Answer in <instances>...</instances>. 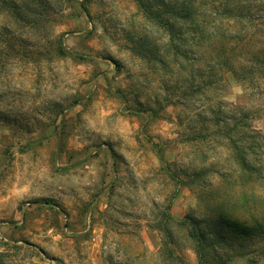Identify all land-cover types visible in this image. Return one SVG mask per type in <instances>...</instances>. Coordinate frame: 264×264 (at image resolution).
Here are the masks:
<instances>
[{"label": "rangeland", "instance_id": "rangeland-1", "mask_svg": "<svg viewBox=\"0 0 264 264\" xmlns=\"http://www.w3.org/2000/svg\"><path fill=\"white\" fill-rule=\"evenodd\" d=\"M183 1L202 43L173 0H0V264H202L190 219L262 208L264 0Z\"/></svg>", "mask_w": 264, "mask_h": 264}, {"label": "trees", "instance_id": "trees-1", "mask_svg": "<svg viewBox=\"0 0 264 264\" xmlns=\"http://www.w3.org/2000/svg\"><path fill=\"white\" fill-rule=\"evenodd\" d=\"M189 2L183 0H173L170 6V12L175 15V17L187 18L190 19L191 23V31L192 34L197 35L195 43H202L204 40L203 32L197 29L196 24H198V20L196 17V10L193 9ZM150 17L154 16V18L159 19L160 16L156 13H153L150 8H146ZM186 12V14H185ZM230 62V61H229ZM225 63V62H224ZM223 63V64H224ZM227 64V63H225ZM229 72L231 75L236 76L237 72L233 66L229 67ZM240 164L242 169L248 172H252L250 163L244 152H242L241 156H239ZM262 208L257 212L252 214V217L249 220L240 219L239 212L235 209V205H233L230 201L225 203V207L220 212L218 217H215L212 223L216 222L214 227H211V223H203L196 222V220L190 219L193 225L201 227L199 229L198 235L195 234V238L198 239V255L199 260L202 264H206L208 259H211L207 256V252L211 249L213 253V259L211 260H222L221 250L224 248H228L232 253L229 255L232 257H239V250L243 249L245 242H249L251 244H258L261 246V253L264 255V201L260 203ZM233 216H235L233 218ZM205 224V225H204ZM206 226H210L211 229H207ZM226 226V229L223 227ZM238 253L236 255H233ZM234 259V258H233Z\"/></svg>", "mask_w": 264, "mask_h": 264}]
</instances>
